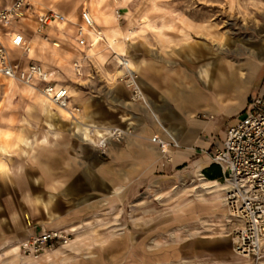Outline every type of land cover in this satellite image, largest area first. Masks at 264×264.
Masks as SVG:
<instances>
[{"label": "rangeland", "instance_id": "1", "mask_svg": "<svg viewBox=\"0 0 264 264\" xmlns=\"http://www.w3.org/2000/svg\"><path fill=\"white\" fill-rule=\"evenodd\" d=\"M29 1L36 10L53 9L63 15L73 13L76 15V22L80 21L83 8L91 10L90 0ZM109 6L111 8L106 9ZM113 7L112 1L99 7L104 13L108 12L107 16H99L97 28L101 30L110 27L121 28L124 32L131 31L130 34L125 33L128 36L125 43L126 57L131 58L140 67V75L145 62H154L159 67L163 65L171 77H176L181 82V89L187 90L193 78L197 81L201 79L203 91L219 98L223 94L217 84L213 86L209 80L219 79L228 62L242 67L249 64L253 69L260 66L259 52L264 43V0H132L128 6L121 7L122 15L119 21L114 20ZM143 19L147 20L144 27L141 24ZM162 21L174 23L179 27L182 30V40H192L186 45L163 46L153 31ZM71 24L68 23L65 29H70L72 33L68 35L76 38V25ZM45 30L44 26L39 31L42 37L50 42L46 43L47 48L42 46L44 50L47 51L48 46L57 41V51L60 55L68 56L70 63L76 55H86L80 76H74L72 71L65 74L67 82L75 85L79 95H83V99L88 101V111L93 120L117 122V109H113L115 95L137 103L130 99L131 91L126 85L128 76L121 75L116 80L113 78L116 70L121 68L114 58V53H105L108 55L106 60L103 57L88 56L89 43L79 48L76 40L66 38L65 41H59L44 32ZM188 30L193 34L189 35ZM178 33L173 31L171 34ZM184 34L188 37L184 38ZM45 39L41 41V45L46 42ZM75 46L80 49L78 53ZM46 56L51 58L50 54ZM45 63L48 64L49 61ZM59 69L65 71L63 66ZM140 78L137 76L138 84ZM259 80L253 83L255 89L259 86ZM238 82V86L248 88L247 83ZM119 86L127 90V96ZM72 87L69 86V89ZM240 92L239 90L238 93L241 94ZM4 94L3 85L0 84V126L8 128L11 133L19 131L12 139L13 142L23 143V150L10 148L6 153L8 155H4L7 165L6 174L0 172V218L7 215L13 218L14 213H19L25 228L29 230L7 247L9 264H19L16 260L18 250H13L14 247L20 245L23 239L43 231L42 228L32 231L34 223L30 212L34 189L36 188V192L42 196L48 190V186H44L49 183H41L39 180L49 175V159L52 156H79L97 146L94 141L85 138L76 123L72 122V117L78 120L83 118L81 105L73 104V107H78L79 110L73 109L74 114L71 115L62 113L58 108L54 112H47L50 103L30 98L27 93L19 91L14 106L8 110L11 119L9 125H6L1 113L10 102L7 101L5 91ZM239 94L234 93V103L239 101ZM72 98L69 97L68 100ZM58 112L61 114L56 116L55 113ZM197 116L203 118L205 113H198ZM238 119V116L219 117L217 126L226 132ZM134 133L132 130V135ZM105 155L99 150V157ZM39 160L42 164H35ZM200 173L175 184L153 186L136 202H131L128 198L122 201L107 198L104 205L90 203L85 212L78 216L80 219L69 215L72 219L76 217L75 221L44 229H65L71 236L69 245L56 247L38 257H32L35 262L25 258V263L264 264V257L243 258L235 254L232 236L236 219L230 216L225 205V190L208 193L199 187L201 177L205 178V181L216 180L221 184L225 183L221 169L220 177L216 178L205 175L203 170ZM34 179H37L38 183L33 188ZM68 203L67 208L74 209L77 206V201ZM145 234L149 235L143 239ZM19 252L29 256L21 250Z\"/></svg>", "mask_w": 264, "mask_h": 264}, {"label": "crops", "instance_id": "2", "mask_svg": "<svg viewBox=\"0 0 264 264\" xmlns=\"http://www.w3.org/2000/svg\"><path fill=\"white\" fill-rule=\"evenodd\" d=\"M12 1L0 0V9L9 5ZM106 9L109 10L110 7ZM40 11L42 10L29 8L26 15L16 23H12L7 27H0L3 31L8 30L23 34L27 40V45H34V55L29 57V54L24 55L20 48L11 45V49L10 43L7 42L10 48L11 60L17 62L21 67L30 62L42 64L45 69L49 70V78L53 83L64 86L69 90L70 97H73L70 99V106L72 107L73 104L82 106L83 118L78 120L72 117V122L79 127L80 133L84 131L83 128L104 127L106 125L130 126L135 133L134 135H126L121 141H109L104 157L98 156V147H92V151H85L84 154L79 156L72 155L65 158L52 156L48 163L50 165L49 175L47 177L43 176L39 180L41 183H49L44 186H48V190L42 196L36 192V188L34 189L30 212V218L34 223L32 231H37L39 228L43 230L54 228L59 224H68L69 221H75L76 217L80 219L78 216L85 212L90 203L98 206L104 205L107 198L117 199L118 201L128 198L129 201L136 202L153 186L165 183L175 184L186 177L200 175V171L212 162L210 153L221 145L226 135V132L222 130L223 128L219 129L217 126V119L219 117H240L248 101L257 95L262 81H264V50L259 52L260 66L257 69H253L249 64H244L242 67L228 62L219 79L209 80V83L213 86L217 84L219 91L223 94L219 98L203 91L201 79L197 81L193 78L187 90L181 89V82L176 77H171L169 71H165L163 65L159 67L154 62H145L144 66L141 67L140 75V67L131 59L135 65L134 71L131 72H135L136 76L141 77L139 86L143 94L142 100L133 103L115 95L113 97L115 102L113 109L115 111L117 109V122L96 121L93 120L91 113L88 111V101L83 99V95H79L75 85L68 83L66 80L67 75L65 73H71L72 71L74 76L76 75L72 69V63L82 56L76 55L70 66L66 64L68 56L60 55L57 49L54 53L52 45L57 43V47H59L57 41L50 44L47 51L42 48V46L47 48L46 43L49 44L50 42L46 40L47 38H43L38 31V12ZM66 19L70 20L72 24L77 23L70 18ZM68 21L51 22L45 26L46 30L44 32L55 39H59V41H65L66 38L75 41V37L68 35L72 33L71 30L65 29V26L71 23ZM162 22L165 27L161 31H157V29L153 31L163 46L186 45L192 40H182V30L174 23ZM97 24L99 23L97 22ZM118 29L121 33L123 32L122 36H126V31L124 32L121 28ZM173 31H178V35L171 34ZM188 33L189 35L193 34L190 30H188ZM166 37H168L167 41L165 40ZM43 39L46 42L41 45ZM69 43L71 44V42ZM75 48L78 53L81 47L75 46ZM108 52L111 51L105 49L102 52L104 60L108 57ZM47 54H50V59L46 58ZM96 58L99 57L96 56ZM47 60L49 61L48 64L45 63ZM61 66H63L64 72L59 69ZM83 69L82 67V72ZM121 75L124 74L119 68L113 78L116 80ZM256 80H259L260 83L255 89L253 83ZM238 81L247 83L248 88L244 89L241 85L238 86ZM32 83L33 85H26L19 82L16 92L22 91L27 93L30 98L48 102L39 91L42 82L34 79ZM0 84L3 85L4 94L5 83L1 79ZM69 86H73L74 89H69ZM118 88H121L120 90L127 96L126 89L120 86ZM109 89H112V87H109ZM239 90L241 94L238 93ZM72 91L74 95L71 93ZM37 92L43 98H39ZM15 93L7 95V101L10 103L1 113L4 116L3 119L6 125L7 123L9 125L11 119L8 110L11 106H14L17 98V93ZM234 93L239 94L238 97H240L237 103L233 102ZM3 102L4 105L5 94ZM198 113H205V117H198ZM35 114L34 112V121L36 120ZM55 114L59 116L61 113ZM79 116L82 117L80 113ZM6 132L8 135L5 134ZM219 132L220 134H217ZM18 133L19 131L15 130L12 134L8 128L0 126V172L2 174H6L7 163L4 155H8L6 153L10 151V148L23 150V143L13 142L12 139L14 134ZM153 135H158L168 141L174 140L178 143V147L169 148L168 155L171 156V159H167L161 153L159 146L150 140ZM37 163L42 164L40 160L35 164ZM37 183V179H34L33 188ZM72 200L77 201V206L74 209L72 207L67 208L68 202ZM3 209L6 210L4 205ZM14 214L16 217L11 218L7 215L0 218V264H9L10 260L6 256L9 251L7 247L13 240H17L18 237H22L26 234V231H29L25 228L19 213ZM69 215H75L76 217L72 219ZM148 235L145 234L143 239H146ZM25 257L27 256L18 251L16 260L19 264H26Z\"/></svg>", "mask_w": 264, "mask_h": 264}, {"label": "built area", "instance_id": "3", "mask_svg": "<svg viewBox=\"0 0 264 264\" xmlns=\"http://www.w3.org/2000/svg\"><path fill=\"white\" fill-rule=\"evenodd\" d=\"M29 8L36 10L29 0H13L0 9V27H7L22 19ZM56 21L68 20L53 9L38 12L39 31ZM74 25L79 46L89 43L87 29L95 28L94 36L103 38V33L95 27L93 18L85 8L80 12V22ZM7 42L22 51H25L27 45L23 34L3 31L0 28V74L14 77L24 83H32L34 79H38L42 82L41 89L50 99L65 105L69 90L53 83L47 77V71L42 64L30 62L21 67L17 62H13ZM85 58L84 54L73 63L77 76L82 74ZM125 75L128 76L126 85L131 91L130 99L140 100L142 91L136 74ZM101 128L103 136L94 141L101 153H106L109 141H121L126 135H132L130 126L106 125ZM150 140L159 146L167 159H171L168 155L169 148L178 147L176 141H168L158 135H153ZM210 158L221 169L227 186L224 202L230 216L236 219L232 236L233 250L243 258L264 257V81L257 95L248 101L238 122L228 127L224 140L210 153ZM70 242V233L65 229H48L23 239L19 250L31 257H38L56 247H65Z\"/></svg>", "mask_w": 264, "mask_h": 264}, {"label": "bare ground", "instance_id": "4", "mask_svg": "<svg viewBox=\"0 0 264 264\" xmlns=\"http://www.w3.org/2000/svg\"><path fill=\"white\" fill-rule=\"evenodd\" d=\"M108 1H112V3L114 4V7H113V13H114V17H115L114 20L115 21H117V20L119 21V19L121 18V15H122L121 12H120L121 11V7H126L132 0H90L89 2H90L91 10L89 11V13H90L91 17L93 18V20L95 22V27H97L96 23L97 22L99 23V20H98L99 19V15L107 16L106 13H104V11H102L101 8L99 9V7H101L105 2H108ZM56 12H58V11L56 10ZM63 16H64L65 19L66 18H70L71 20L76 22V15L73 14V13L64 14ZM23 20H25V19H23ZM146 21H147L146 19L142 20V23H141L142 27H144L146 25ZM106 23H108V22H106ZM164 27L165 26H164L163 22H161V23L156 25L157 31H161ZM86 31H87V37L89 39V44H88L89 47L87 49L88 56H98V57L101 58V57H103L102 52L105 49H109L112 53L115 54L114 58H116V60L118 62V65L121 66V71L122 72L125 71V73H123V74L125 75L126 73H128L131 76H134V73L131 72V71H134V68H135L134 62L131 60V58L126 57L125 43H126V39H128V36H122L123 32L121 33L119 29H112L110 27L103 28V31H102V29L100 30L102 33L104 32L103 38H101V39L100 38H96L94 36L93 33L95 31V28L87 29ZM126 32L130 33V31H126ZM187 37H188V35L184 34V38H187ZM165 40L167 41L168 37H166ZM76 44H77V42H76ZM9 45H10V48L12 49L11 44H9ZM57 46H58L57 43H53V49H54L53 51H54V53H55V49H56L55 47H57ZM77 46H79V45L77 44ZM79 47H81V46H79ZM34 50H35L34 49V45L32 44L31 46L26 45L25 51H22V50L21 51H22V53L24 55H28L29 54V57H32L34 55V52H35ZM260 50H264V43H262V46L260 47ZM73 63H72V69L74 70ZM66 64L71 66L69 61H67ZM44 69H45V67H44ZM45 70L47 71V77L49 78V76H50L49 73L50 72H49L48 69H45ZM0 79L2 81H4V83H5V91H6L7 95H13L16 92V90H17V88L19 86V82L20 83H24V82L14 78V77H6V76L1 75V74H0ZM24 84L33 85V83H24ZM39 91L43 95V97L45 99H47V101L50 103L49 104V108L47 109V112L48 111L49 112H51V111L54 112V110H56V108H58V109H60V111L62 113H66L67 115H71V113L73 112V109L79 110L78 107H73V106L71 107L70 106V100H68V99H67L65 105H60L58 103H55L52 99H50L43 92L42 89L39 88ZM40 93L37 92V96L39 98H43ZM141 96L142 97H140V101L143 98V94H141ZM69 97H70V94H69ZM82 130H84L83 132H81L84 135V137L88 138V139H91L92 141H95L96 138H100L101 136H103V132H102V128L101 127L94 126V127H91V128H83ZM5 134L8 135L7 132ZM200 179L202 181L199 184V187L201 189L207 190L208 193L209 192H216V191H219V190H225L226 187H227L225 183L221 184V183L217 182L216 180L205 181L204 180L205 178H203V177H201ZM228 221H231V219H228ZM13 250H18L19 251V245L14 247ZM25 258H27V260L32 259L31 256H27ZM33 261L35 262V260H33Z\"/></svg>", "mask_w": 264, "mask_h": 264}, {"label": "trees", "instance_id": "5", "mask_svg": "<svg viewBox=\"0 0 264 264\" xmlns=\"http://www.w3.org/2000/svg\"><path fill=\"white\" fill-rule=\"evenodd\" d=\"M215 166L216 169H214ZM203 173L212 178L220 177V169L217 165H214V163H211L208 167L204 168Z\"/></svg>", "mask_w": 264, "mask_h": 264}]
</instances>
